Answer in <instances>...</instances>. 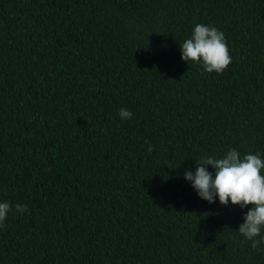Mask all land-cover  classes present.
Returning a JSON list of instances; mask_svg holds the SVG:
<instances>
[{
	"label": "trees",
	"instance_id": "1",
	"mask_svg": "<svg viewBox=\"0 0 264 264\" xmlns=\"http://www.w3.org/2000/svg\"><path fill=\"white\" fill-rule=\"evenodd\" d=\"M196 23L222 71L181 59ZM230 147L264 155V0H0V264H264L251 204L183 177Z\"/></svg>",
	"mask_w": 264,
	"mask_h": 264
},
{
	"label": "clouds",
	"instance_id": "2",
	"mask_svg": "<svg viewBox=\"0 0 264 264\" xmlns=\"http://www.w3.org/2000/svg\"><path fill=\"white\" fill-rule=\"evenodd\" d=\"M181 59L198 63L207 72H220L231 61L224 32L211 24L196 23L191 33L180 42ZM121 120L131 119L133 113L124 107L118 109ZM152 145H148L151 151ZM213 170H209L208 166ZM185 180L195 189L197 196L214 203L227 206L238 205L243 219L237 230L245 240L251 241L253 248L264 245V155L259 150L240 153L229 148L222 155L214 154L195 159L194 168L183 172ZM16 213L24 214L27 204L17 202ZM13 205L6 199H0V226L3 225Z\"/></svg>",
	"mask_w": 264,
	"mask_h": 264
}]
</instances>
